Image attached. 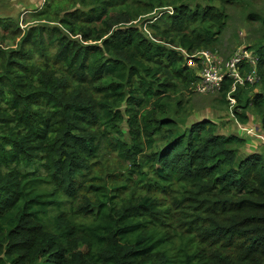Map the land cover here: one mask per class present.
Segmentation results:
<instances>
[{
	"label": "trees",
	"instance_id": "trees-1",
	"mask_svg": "<svg viewBox=\"0 0 264 264\" xmlns=\"http://www.w3.org/2000/svg\"><path fill=\"white\" fill-rule=\"evenodd\" d=\"M231 9L259 25V80L231 108L227 77L202 117L188 61L220 52ZM31 17L19 34L0 18V264H264V152L217 121L255 116L264 136V0H45Z\"/></svg>",
	"mask_w": 264,
	"mask_h": 264
},
{
	"label": "rangeland",
	"instance_id": "rangeland-1",
	"mask_svg": "<svg viewBox=\"0 0 264 264\" xmlns=\"http://www.w3.org/2000/svg\"><path fill=\"white\" fill-rule=\"evenodd\" d=\"M44 2L45 0H0V18L10 20L13 25L18 24L20 26L18 30L14 26L11 30L12 33L19 34V31H24L27 26L40 23L31 17V13L35 9H41ZM229 13L230 21L222 39V44L219 49L220 52H217V58L222 64L228 61L239 49H246L248 43L258 37L257 29L259 25L257 22L246 21L244 17L245 14L241 9H231ZM10 42L11 41H7L9 45L11 44ZM13 46L14 45H10L8 47ZM190 98L192 99L190 103L193 108H195L196 113L202 115V117L210 115L213 110L220 109V92L207 94L195 93L190 95ZM222 114L223 118L217 119V121L226 124V127L223 128V132L226 134L240 132L238 121H236L230 113L223 112ZM258 125H261L260 120L254 116V120L250 126ZM242 136L249 140L245 151L264 152V143L261 139L255 136H246L243 133Z\"/></svg>",
	"mask_w": 264,
	"mask_h": 264
},
{
	"label": "built area",
	"instance_id": "built-area-1",
	"mask_svg": "<svg viewBox=\"0 0 264 264\" xmlns=\"http://www.w3.org/2000/svg\"><path fill=\"white\" fill-rule=\"evenodd\" d=\"M217 56L218 54L216 53L202 50L189 59L188 65L196 66L197 64L194 63V58L200 59L199 76L201 77V80L196 85V91L198 93L207 94L219 92L225 79L227 77L231 78L234 83L231 91L227 95V99L230 102V107L233 108L236 105V100L233 98L232 94L235 93L237 84H254L259 80V76L256 71L257 58L245 49H239L236 51L224 64L218 60ZM244 62H248L252 65L254 70L245 76L240 72L241 65ZM241 130H243L247 135H255L257 133L256 129L253 127L251 129L241 127Z\"/></svg>",
	"mask_w": 264,
	"mask_h": 264
},
{
	"label": "crops",
	"instance_id": "crops-1",
	"mask_svg": "<svg viewBox=\"0 0 264 264\" xmlns=\"http://www.w3.org/2000/svg\"><path fill=\"white\" fill-rule=\"evenodd\" d=\"M253 120V117H251V121ZM239 123V122H238ZM239 126H240V128H239V131L241 132V135H242V133L243 134H245L246 136H255V137H257V138H259V139H261L262 141H264V136L263 135H260V134H258V132L255 134V135H250V134H246L243 130H241V127H244L245 129H251L252 128V126H250V125H241L240 123H239ZM256 129V128H255ZM256 131H257V129H256Z\"/></svg>",
	"mask_w": 264,
	"mask_h": 264
}]
</instances>
